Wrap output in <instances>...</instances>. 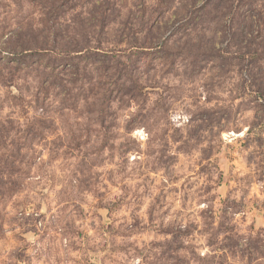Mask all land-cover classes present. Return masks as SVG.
<instances>
[{
    "label": "rangeland",
    "instance_id": "rangeland-1",
    "mask_svg": "<svg viewBox=\"0 0 264 264\" xmlns=\"http://www.w3.org/2000/svg\"><path fill=\"white\" fill-rule=\"evenodd\" d=\"M0 264H264V0H0Z\"/></svg>",
    "mask_w": 264,
    "mask_h": 264
}]
</instances>
